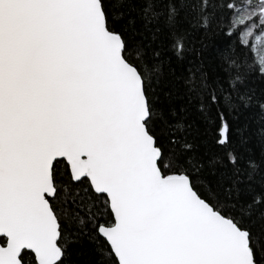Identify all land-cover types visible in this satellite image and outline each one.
Masks as SVG:
<instances>
[{
	"label": "snow or ice",
	"instance_id": "snow-or-ice-1",
	"mask_svg": "<svg viewBox=\"0 0 264 264\" xmlns=\"http://www.w3.org/2000/svg\"><path fill=\"white\" fill-rule=\"evenodd\" d=\"M226 6V34L238 33L264 75V0ZM109 21L106 0H0V264H24L25 250L63 264L49 199L61 162L105 197L109 216L93 227L115 264H264L260 236L203 196L179 161L165 164L146 69Z\"/></svg>",
	"mask_w": 264,
	"mask_h": 264
},
{
	"label": "trees",
	"instance_id": "trees-1",
	"mask_svg": "<svg viewBox=\"0 0 264 264\" xmlns=\"http://www.w3.org/2000/svg\"><path fill=\"white\" fill-rule=\"evenodd\" d=\"M229 2L106 0V8L111 26L126 41L128 58L146 69L152 126L165 164L175 168L179 161L203 196L264 243V75L251 66L253 53L250 46L241 47L238 33L226 34ZM225 124L228 130L222 134ZM225 135L227 142L221 143ZM54 166L57 192L49 199L62 224L63 264H115L93 227V221L109 216L105 197L94 193L87 180L74 182L64 162ZM23 258L24 264H36L30 251Z\"/></svg>",
	"mask_w": 264,
	"mask_h": 264
},
{
	"label": "water",
	"instance_id": "water-1",
	"mask_svg": "<svg viewBox=\"0 0 264 264\" xmlns=\"http://www.w3.org/2000/svg\"><path fill=\"white\" fill-rule=\"evenodd\" d=\"M69 173H70V171H69ZM70 176H71V174H70ZM71 178H72V176H71ZM73 180V179H72ZM74 181V180H73ZM75 182V181H74ZM49 198H52V197H49ZM25 251H30V252H32L31 250H25ZM32 254L34 255V258H35V262H36V264H38V258L35 256V253L34 252H32Z\"/></svg>",
	"mask_w": 264,
	"mask_h": 264
},
{
	"label": "rangeland",
	"instance_id": "rangeland-1",
	"mask_svg": "<svg viewBox=\"0 0 264 264\" xmlns=\"http://www.w3.org/2000/svg\"><path fill=\"white\" fill-rule=\"evenodd\" d=\"M222 134H224V129L222 130Z\"/></svg>",
	"mask_w": 264,
	"mask_h": 264
}]
</instances>
